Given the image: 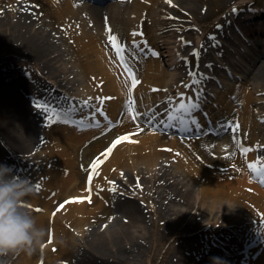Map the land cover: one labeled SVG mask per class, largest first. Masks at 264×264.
Segmentation results:
<instances>
[{"label": "bare ground", "instance_id": "6f19581e", "mask_svg": "<svg viewBox=\"0 0 264 264\" xmlns=\"http://www.w3.org/2000/svg\"><path fill=\"white\" fill-rule=\"evenodd\" d=\"M175 1L177 0H171V3L169 0H126L100 8L85 3L80 5L78 0H49L52 9H48L46 17L50 20L57 18V22L54 24L55 31L46 29L48 23L43 28L40 27L45 33L35 29V14L23 5L16 10L18 15L4 14L0 18V44L18 46L20 50L25 51L31 60L40 64V66L36 64L38 71L48 82L47 84L41 80L30 81L31 74H25L24 80H21L15 72L10 75L14 78L8 79L12 70L6 76L9 85L17 88L13 92H7L8 115L0 114L1 119L9 116L12 118L3 127L0 124V162L14 165L18 174L32 179L33 192L30 199L27 197L26 205L36 217L38 224L45 227L48 232L43 246L34 252L22 250L0 254L4 264H37L41 259L34 253L39 250L43 255L42 264H60L61 259L57 257L59 252L65 254L69 249L80 245L82 250L75 253V264H126L135 251L145 250V245L141 241L147 236H152V227L158 225L160 217L167 220L183 217L185 220L196 206L198 208L195 213L213 217L214 220L207 223L214 230V239L200 258L192 264H212L211 258L217 256V249L223 250L221 256L225 257L227 264H264V187L255 183L253 179L254 176L257 177L259 170L264 169V141L259 145L256 135V129H263L264 126L258 124L255 118L264 117V108L259 111L261 115H253L256 110L252 109L253 105L264 101L263 97L255 96L257 92L264 94V9L253 10V7L241 9L240 12H236L234 21L226 22L218 28L217 36L220 40L215 37V41L208 45L207 43L203 45L201 39L197 43L198 49L202 44L206 68L215 73L214 69L223 67L224 64L235 66V70L242 68L233 58L238 49L248 45L244 37L252 38L255 48L248 47L255 54L250 56V53L244 52L246 55L243 54V57L252 68L246 73L248 74L246 82L253 81L251 84L257 86L250 91L244 83L234 84L229 91L217 92L218 95L210 106H206L202 113L192 116L190 112L172 114L171 110L165 111V115L169 113L180 126L182 123L198 122L203 128H207V122H213L222 128L223 124L230 123V128L227 127L226 132L219 127L221 142L209 133L208 138L195 137L188 142L175 138L169 145L174 148L172 156L176 163V171H171L163 166L159 167L163 153L157 146L167 145L164 144L165 140L167 141L166 135L153 129L146 131L141 124L135 123L131 126L127 123L128 117L126 120L122 118L121 122L126 123L123 130L121 127L118 129L116 127L115 130L108 129L109 122H104L99 128L94 125L93 120L99 122L104 120L102 115H106L119 125V114L129 99L135 102L136 113H144L146 117L147 111L153 113L148 120L163 130L165 116H159L161 107L155 106L159 100L164 102L166 107L174 106L177 110L181 103L189 107L199 95L198 87L188 88V81L193 72L190 70L188 73L181 65L183 57H180L178 50L181 47L178 45L183 46V43L180 38L176 37L178 42L168 40L169 34L157 38L155 35L160 32L153 29L149 39H143L142 30L138 27L141 19H147L145 11L149 10L148 19L158 24L159 8L170 4L174 6ZM74 18L76 22L72 24ZM60 19L64 22L62 23ZM104 20H107L106 24ZM65 24H71L76 33L78 32L76 26L82 24V37H87L89 44H85L84 47L81 37L74 40L81 44L80 51L85 57L76 55L72 57L73 60H64L67 57L66 51L58 46L61 44V36L57 32H64ZM109 27L123 46L131 45L133 49L137 44V49L145 50L141 56L133 50L131 56L125 53L127 66L134 70L140 81L135 87L131 85V76L127 77L120 68L117 52L110 47ZM238 31L242 33L239 34ZM72 34L70 39L73 38ZM150 38L153 39L152 42ZM202 39L205 40L204 37ZM159 41L163 44L173 42L176 45L166 49L164 45L158 44ZM259 48L262 50L257 53ZM167 55L171 59V63L168 64L164 58ZM135 59L141 65L135 63ZM77 66L81 67L80 70ZM172 68H177L181 72L177 75L171 71ZM182 72L186 77L177 82ZM207 79L204 73L198 74L196 84L204 81L199 89L207 86L208 83H205ZM208 82L215 85L212 79ZM97 85H102L104 93H100L102 90L98 89ZM51 88L68 93L69 98L78 100L83 105H88V101L94 99L97 103H91L88 112H82L83 114L76 119H71L74 114H70L72 111L75 113L77 105L71 109L72 105L66 107L59 102L62 109L56 106L57 110L49 108L54 105L46 106L52 113L56 111L57 114L67 116L49 121L47 127H53V135L50 140L42 138L46 143V147H43L38 130L40 126L44 128L47 124L40 122L41 118L33 112L37 103L29 102L34 96H44L45 91ZM89 88L91 93H94L92 96L86 93ZM97 95L111 98L101 102ZM52 96L54 97V94ZM48 98L52 99L51 96ZM56 100L59 101V98L56 97ZM243 104L244 107H240ZM236 114H239L238 118ZM231 129L235 130V133H231ZM197 131L193 133L196 134ZM98 134L101 137L100 141L92 145V142L87 144ZM120 135L129 139L112 147ZM186 147L212 154V158H217L213 161L214 165L211 166L213 168L201 167L183 157L182 152ZM103 148H112V151H105L102 155ZM81 149L83 162H86L84 166L92 173L84 185L81 184L79 177L81 174L76 171ZM244 149L248 151L245 153ZM93 152H97L95 156L92 155ZM99 154L100 157L97 156ZM97 158L100 163L96 169H92L91 165ZM215 164L221 169L220 172L215 170ZM250 164L255 166V170L249 167ZM123 165L129 167L133 173H127L124 180L120 178L122 180L117 183L110 182V176L115 174L113 168L117 167L118 172ZM143 165L147 167L140 168ZM222 169L225 172H222ZM185 175L190 179L184 178ZM222 177L231 179L232 182L220 180ZM149 178L160 183L153 187L154 193L150 195V203L146 206L148 197L145 193L148 183L145 181ZM131 185L135 186V191H120L124 190V186ZM89 186L91 191L88 190ZM166 199L167 201L163 202ZM110 201H115V214L103 223L101 222L103 212ZM252 246L258 247L257 250L252 249ZM180 253L185 255V252ZM167 264H173L171 258Z\"/></svg>", "mask_w": 264, "mask_h": 264}, {"label": "rangeland", "instance_id": "374dc122", "mask_svg": "<svg viewBox=\"0 0 264 264\" xmlns=\"http://www.w3.org/2000/svg\"><path fill=\"white\" fill-rule=\"evenodd\" d=\"M245 3L249 4V7H253L254 5H257V4L262 6L264 4V0H183V1L181 0L180 2L177 0L175 1L174 6L170 4L167 6L166 5L162 6V8L161 7L159 8L158 24H156V21L153 22L150 19H148V15H150V12L149 10H147V12L145 11L144 15H146L147 19L146 18L141 19L138 27L141 28L142 30L141 33L144 32L146 34V35L144 34L141 35V37H144V38L150 37V33L153 29L158 30L160 32L159 34L155 35L157 38L158 37L160 38V36H166L168 34L170 37V39L168 40L170 41L174 42L177 40L176 37L180 38L181 43H183V46H181L180 44L178 45L181 47L178 50V52H180L181 54L180 57L181 58L183 57L182 59L183 63H181V65L183 66V68L188 70V73L190 72V70L193 72V74H196L197 71H200L207 76L208 79L205 82V83H208L207 86H203L200 89L198 88V91H199L200 97H205V98L211 97L212 100H215V97H217L220 91L222 90L229 91L230 89L234 87V84L239 85L241 83H244L250 91L253 89L254 86H257V85L251 84L253 83V81H251V83H250V80L246 82L247 80L246 75L248 76V74L246 73H249V70L252 68L248 60H246V58L243 57V55H241L240 52L237 51L238 53L234 55L233 59H235V62L241 65L242 68L239 67L237 68V70H235V66L224 64L223 67H216V69H214L215 73H213L211 72V70L206 68V65H205L206 56L203 53L204 50H202L201 48L202 44L205 45L207 43L208 45L209 43H213L215 41L214 40L215 37H216L215 39L220 40V38L217 36L218 28L221 25H225L226 21H228V23H231V20L233 21V19H235L236 17V12H240L241 7H243V5H246ZM21 5H23L25 8H28L29 10L31 9L30 11L35 14V17H36L35 29L37 31L41 30V32H44L42 29H40V27L43 28L44 25L46 26L47 23L48 24H47L46 29L48 31H51L55 28L54 24L55 22H57L56 21L57 18H52L50 20L49 17H46V14L48 13V9L49 8L52 9V5L49 3V0H0V18L4 14L10 15V16H13L14 14L18 15V12L16 10H19V7H21ZM256 9H260V8L257 7ZM99 20H101V18H99ZM142 21L143 23L141 24ZM61 22L63 23L64 20H61ZM74 22H76L75 18L73 19L72 24ZM106 23H107V20H104V24ZM81 25L78 24L76 26L78 34L75 32L71 24L68 25V27H66L69 33H64L62 31L57 32L61 36L60 37L61 44H59L58 46H60L62 50L66 51L65 54L67 57L64 58V60L66 61H68V59L73 60L72 57L76 55L85 57V54H83L80 51L81 44L77 43L76 40H73V39H76V37H81L84 47H85V44H89L87 37H82L83 30L81 28ZM55 30L56 29H54L53 31ZM72 30H73V34H72ZM67 34H69L70 36L67 37ZM71 34L73 36L72 39H70ZM203 37L205 38V40L202 39ZM182 39H184V41ZM200 39L203 41H202L201 46L198 49L197 43L198 41H200ZM152 40L153 39L150 38V42H152ZM222 41L224 40L222 39ZM173 42L171 44L170 43L163 44L162 41H159L158 44L161 46L164 45L165 47H167L166 49H168L169 47H173L176 45V43L173 44ZM245 49L247 50V52L250 51V48L249 47L247 48V46L243 47L244 52H246ZM165 52L166 54H168L167 50ZM253 54L254 53H252L251 56H253ZM164 58L167 64L171 63L170 56L167 55ZM137 63L141 65L140 62H137ZM36 64L40 66L38 62L31 60L30 56L25 51L20 50L18 46L12 47L11 45L5 46V45L0 44V114L8 115L7 111L9 109L8 107H6V96L8 94L7 92L8 91L13 92V90L17 88V86L11 87L12 84L9 85V81H7V78H6L7 74L10 72V70H12V72L8 75V79H10L9 77L13 72H15V74L21 71L24 72V70H29L30 66H33L34 68L38 70ZM77 68L80 70L81 67L77 66ZM171 71L177 73V75L179 74V72H181L177 68H172ZM36 72H37V77L40 80H42L43 83L44 82L48 83L46 82V80H43L40 77L41 75L43 76V74H41L39 71H36ZM237 75H239V77ZM20 76H24V75L20 74ZM211 76H215V77H211ZM185 77L186 75L182 72L177 82H179V80H181L182 78L184 79ZM211 79L215 82V85L208 82ZM202 82L204 81L201 80V83ZM97 88L102 90V92L100 93H104V89L102 88V85H97ZM86 93H89V96H92L94 94V93H91V88H89V91ZM255 96L258 98L260 97L264 98V94H258V92L256 93ZM37 101H38L37 99H34L33 101H31V103L33 102L37 103ZM240 107L243 108L244 104L240 105ZM262 108H264V101L253 105L252 109L256 110L254 111L253 115H256V114L261 115L260 114L261 112L259 111ZM33 112L38 115L35 109H33ZM47 113H48L47 116H49V120L53 119L52 117L54 115H52V113L49 110ZM47 116L45 115L39 116L42 120V121L40 120V122H43L44 124H48L46 123ZM12 117L14 119L13 115ZM255 118L258 124H263L264 126V117L259 118V116H256ZM11 120L12 118L10 116L4 119L0 118L1 127L5 126ZM127 123L132 126L135 122L131 120V122H127ZM124 126H126V123L120 122L117 129L120 127H121L120 129H122ZM144 129L146 131L150 130L149 128H144ZM256 130H257L256 135L258 139V144L260 145V143L264 141V128L256 129ZM38 134L41 139L43 147H46V143H44L45 139L43 140L42 138L45 137L47 140H50V138L53 135V127L49 128L45 126L43 128L40 126L38 130ZM133 135L137 136L138 134H133ZM120 136H123V135H120ZM100 138L101 137H96V138L92 137L87 142V144H89L90 142H92L91 145L94 143H97L98 141H100L99 140ZM166 139L167 141L165 140L164 144H167V145L157 146V149H159V151L163 153V155L161 156L159 160V164H160L159 167L163 166L164 168H167L171 171H176V163L173 158L174 148H171L169 146L171 143L170 141L174 140L175 136H169ZM186 148L189 150H186ZM186 148L183 149L182 154H184L183 157H187V159L191 163H197L199 166L205 167L208 169L213 168L211 166L214 165L213 161L217 160V158H214V157L212 158V154L198 152L195 149L190 148V147H186ZM105 151H106V148L102 151L101 154L103 155ZM97 152H93L92 155L95 156ZM50 154L51 153L49 152L48 155ZM101 154L97 156L100 157ZM164 154H167V155H164ZM155 155L154 157L157 158ZM82 156H83V149H81V151L79 152V156H78L79 164L76 168V171L81 174L79 175V177L81 178V184L84 185V183H86V179L89 178V175H88L89 168L84 166L86 162H83ZM141 167H147V166L143 165V166H140V168ZM231 167H233V165H231ZM32 168H34V166H32ZM215 170H217L218 172L221 171V169L218 168L216 164H215ZM112 171H114L115 174H112L109 180L110 182L113 181V183H117L118 181H121L122 179L124 180V177L127 176V173H130V174L133 173L132 170H130L129 167H126L125 165H123V167L118 172H117V167H114ZM222 172H225V171L222 169ZM184 178H186L187 180L190 179V177L186 175ZM223 178L224 177H222V179L220 180L232 182L231 179H226V178L223 179ZM253 179H254V182L257 183L256 178L253 177ZM135 181H136V178H135ZM145 182L148 183L146 193H145L146 197H148V200H146L145 205L148 206L150 203V199H149L150 195L154 193V188L158 186V183L160 182L158 180L154 182L152 181V178L146 179ZM191 185H194V184H191ZM123 189L124 190H120V191L133 192L135 191V186H132V185L131 187L124 186ZM30 197L31 196L29 195L28 198L30 199ZM28 198L26 197V204L28 203ZM166 201L167 199L163 200V202H166ZM114 204H115V201H110L109 204L105 206V209L103 212L104 216L101 222L106 223L109 219H111L114 216L115 214ZM197 208L198 207L196 206L193 210V213L189 214V217L185 220L183 217H180V218L174 217L172 220H167V219L160 217L158 221V225L152 227V232H151L152 236L151 237L147 236V238L144 239V241L143 240L141 241L145 245L144 246L145 250L135 251L132 258L129 259L126 264H167V261L169 258H171V261H173V264H192L194 263L205 252L208 246L211 245L212 240L214 239V230L211 229L207 223L209 220H214L213 217L210 218L206 216L205 214H203L204 216H201L199 215L198 212L195 213V211H197L196 210ZM136 234L139 235V233L137 232ZM251 248L256 251L258 247L256 248V246H252ZM81 250H82V247L80 245L74 249H69L65 254H61L59 252L57 257L61 259L60 264H75V253ZM178 251L183 252V253L185 252V255L180 252L179 254ZM222 253H223V250L217 249V252H216L217 256H221ZM34 255L37 256L39 259H41V261H39L37 264H42V258H43L42 252L39 250L37 251V253H34ZM221 258L223 257L221 256ZM232 258H229V259H232ZM223 259L226 260L225 257ZM0 264H4V261H2L1 259H0Z\"/></svg>", "mask_w": 264, "mask_h": 264}, {"label": "clouds", "instance_id": "9594fccd", "mask_svg": "<svg viewBox=\"0 0 264 264\" xmlns=\"http://www.w3.org/2000/svg\"><path fill=\"white\" fill-rule=\"evenodd\" d=\"M33 192L30 177L21 176L15 166L0 162V254L34 252L45 243L48 230L40 226L26 205V197ZM212 264H227L219 256Z\"/></svg>", "mask_w": 264, "mask_h": 264}, {"label": "snow or ice", "instance_id": "6c2138e0", "mask_svg": "<svg viewBox=\"0 0 264 264\" xmlns=\"http://www.w3.org/2000/svg\"><path fill=\"white\" fill-rule=\"evenodd\" d=\"M169 3H171V0H169ZM108 31H109V36H108L109 41L115 47L117 53H121L122 52V48H123L122 42H120L118 40V37L116 35L112 34L111 27H109ZM141 35H143V33H141ZM145 42L147 43V41H145ZM156 54L159 55V53H156ZM125 67H126V71L131 76V85H132V87H135L137 84L140 83V81L137 79V76H136L134 70L131 67H129L127 65H125ZM181 95H183V94H181ZM37 107L38 108H46V106L43 105V104H38ZM185 107H186L185 104H183V103L180 104V108L181 109H184ZM133 118L135 119V116ZM127 139H129V137H127V136H120V137H118L112 147H115L116 144H119L121 141H124V140H127ZM106 151L107 152H111L112 151V148H108V149H106ZM244 151L247 152L248 149H244ZM99 163H100V160H99V158H97L96 162L91 165L92 169H96L97 168V165ZM249 167H253L254 170H255V166L254 165L250 164ZM258 174L261 177V181L264 182V170H259L258 171ZM88 190L91 191V187L90 186H89V189ZM112 190L115 191L114 188ZM77 199H81L82 200L84 198H77ZM88 199L90 200L91 198L88 197Z\"/></svg>", "mask_w": 264, "mask_h": 264}]
</instances>
